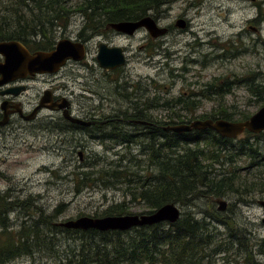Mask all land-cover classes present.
<instances>
[{
	"label": "rangeland",
	"instance_id": "374dc122",
	"mask_svg": "<svg viewBox=\"0 0 264 264\" xmlns=\"http://www.w3.org/2000/svg\"><path fill=\"white\" fill-rule=\"evenodd\" d=\"M148 14L159 26H170L169 30L156 38L143 28L131 35L110 27L91 31L83 28L84 18L79 13H74L64 28L55 26L51 32L53 44L61 38L82 42L84 59L68 60L57 72L27 81L28 88L21 96L24 109L36 103L42 89L50 87L66 95L73 115L92 112L112 119L131 114L135 107L144 108L153 120H166L175 112L199 118L219 106L236 118L259 107L247 93L245 80L264 83V0H166ZM178 18L185 20L184 27L175 26ZM30 40L35 43L39 37ZM100 41L124 48L125 64L113 70L101 69L95 61ZM217 77L230 83L229 92L222 96L207 94L204 84ZM180 95L194 101L186 111L169 106L170 100ZM163 102L168 105H160ZM58 113L41 110L33 121L17 119L0 126V212L6 210L0 216V225L16 230L25 217L52 215L57 208L60 213L52 216L54 226L83 215L105 216L108 207L115 204H120L117 208L122 212L112 215L151 211L138 197L144 181L141 176L151 172L147 155L140 154L143 139L138 137L129 146L123 145L114 132L110 133L111 127L93 129L90 134L91 129H72L55 118L49 119V115ZM111 125L116 132L142 130L123 119ZM262 132H242L228 145L233 159L212 163L215 172L234 168V174L248 175L247 182L257 181L251 194L226 192L221 196L225 210H218L216 203L211 208V203L199 197L188 205L176 204L181 212H190L197 219L204 216L219 248L227 247L232 235L228 251L211 253L212 264H264L263 212L257 203L264 200V166L246 170L247 155L235 154L236 142L242 141L252 145L251 152L257 156L254 162L264 158ZM111 171L116 177L108 176ZM57 238L62 240L63 235L58 233ZM55 250L38 251L33 257L21 255L4 264H56Z\"/></svg>",
	"mask_w": 264,
	"mask_h": 264
},
{
	"label": "trees",
	"instance_id": "16d2710c",
	"mask_svg": "<svg viewBox=\"0 0 264 264\" xmlns=\"http://www.w3.org/2000/svg\"><path fill=\"white\" fill-rule=\"evenodd\" d=\"M165 1L0 0V41L26 42L28 37H39L36 44L45 50L53 44V28H64L74 13L83 16L84 29L101 32L100 27L104 28L110 22L138 19L150 10L157 9ZM245 85L247 93L260 106L264 102V83L256 82V79H246ZM204 87H207V94L222 96L229 92L230 83L217 77L204 84ZM170 103V107L176 106L177 110L186 111L188 105L194 101L180 95L170 100ZM160 105L166 106L168 103L163 102ZM225 108L219 106L201 114L199 119L220 117L226 120H243L251 114L242 112L233 118V112H228ZM143 110L144 108L141 110L135 107L130 113L132 117L145 120L151 125L141 126L142 130L138 133H126L122 129L116 132V127L111 126L110 133L114 132L118 140L127 146L137 141L138 137L143 139L139 143L140 154L147 155L151 172L141 176L144 181L140 185L138 197L152 210L170 202L188 205L192 199L198 197L207 200L213 208L212 204L216 199L226 192L251 194L250 190L256 186L257 181L247 182V174L240 177L234 174V168L231 171L215 172L212 167L214 162L223 164L233 159L234 154L228 146L233 139L221 137L208 129L181 134L163 131V125L184 123L195 117L192 114L183 117L175 112L172 116L168 115L166 120H153ZM187 117L189 118L185 120ZM236 143L235 154L245 153L249 159L246 170L253 166H264L261 164L264 158L254 162L257 156L251 152L252 145L242 141ZM205 161L207 163H203ZM108 176L116 177V173L111 171ZM238 177L244 179L239 180ZM117 207H120V204L109 206L105 214L122 212L121 208ZM58 209L54 210V214L60 213ZM5 211L0 212V216L6 213ZM54 214L39 213L35 218L27 216L16 230L1 224L0 264L21 255L33 257L35 252L50 249H56V264H212L211 253L228 251L233 243V237L230 235L229 240L232 242H229L227 247L219 248L217 242H213V236H210V224L204 221V216L197 219L190 212H180L179 218L173 223L159 222L124 231L69 229L55 224L56 227L52 224ZM58 233L63 235L62 240L57 238ZM61 241L66 247L59 243ZM261 242H264V238ZM51 244L54 247H51Z\"/></svg>",
	"mask_w": 264,
	"mask_h": 264
},
{
	"label": "water",
	"instance_id": "95a60500",
	"mask_svg": "<svg viewBox=\"0 0 264 264\" xmlns=\"http://www.w3.org/2000/svg\"><path fill=\"white\" fill-rule=\"evenodd\" d=\"M175 26L184 27V19L178 18ZM108 26L115 32L131 35L139 28L145 29L148 35L156 38L167 32L166 27L158 26L151 15H145L135 20H119L110 22ZM0 85L8 81L23 77L26 74L54 73L57 72L66 60L81 61L85 56L84 44L68 38L56 40L50 50H37L33 53L17 40L0 41ZM95 61L102 69H113L125 64L126 58L121 46L107 45L104 42L96 44ZM63 117L70 122L87 124L80 119L70 116L66 110V104H59ZM4 122V121H3ZM3 122H0L2 124ZM139 124L147 123L144 120H133ZM211 130L217 135L234 139L243 131L257 134L264 131V102L247 118L243 120H226L220 117L192 119L188 122L177 124H166L162 126L163 131H171L177 134L190 132L192 130ZM217 209L224 210L226 202L216 199ZM263 216L261 222L264 224V200H258ZM180 216V209L175 203H165L148 213H128L118 215H105L102 217L78 216L58 223L59 226L69 229H95L97 231L128 230L132 227L142 225H153L159 222H175Z\"/></svg>",
	"mask_w": 264,
	"mask_h": 264
},
{
	"label": "flooded vegetation",
	"instance_id": "af4514ba",
	"mask_svg": "<svg viewBox=\"0 0 264 264\" xmlns=\"http://www.w3.org/2000/svg\"><path fill=\"white\" fill-rule=\"evenodd\" d=\"M155 22H156V19H155ZM184 23L186 24L185 20H184ZM108 24L106 26L107 28L109 27ZM164 27H166L167 31L170 28V26H164ZM32 38L33 36L28 37V39H26V42L19 41V40L18 41L30 53H33L34 51H37V50H44V49L39 48L38 45L36 44L38 40L35 43H33L32 40H30ZM52 47L53 46H51L49 49H51ZM49 49H45V50H49ZM123 51H124V48H123ZM1 60H2V57L0 56V61ZM113 69H103V70H113ZM47 74H51V73H34L33 75L26 74L23 77L14 78L3 85H0V122L4 121L2 124H0V126H5L9 123L12 124L17 119L24 120V121H33L37 118L41 110L59 111L57 116L49 115L48 116L49 119L55 118L57 121L64 123L67 127L72 128V129H81V130L91 129L92 131H90V134H92V132L95 131L93 129H100L102 127L104 128L105 126L110 128L111 126H113V125L110 126V123H113V122L119 123V121H121L122 119L125 122L132 124L133 126L139 125L141 127L143 125L145 126L151 125L147 121H146L147 123L145 124H139V123L133 122V120H142V119L134 118L132 117L131 114L127 115L125 113L121 114L120 118H115V119H112L110 117L106 118L104 116L97 117V115L95 116V113H92V112L83 113L82 115H73L71 113L70 100L66 97V95L63 92L62 93L55 92L53 87L42 89L40 94L37 95L36 103L32 105L30 108H28V110L24 109V104H23L24 102H22L21 96H22V93L28 88V85L26 82L29 80L36 79L37 77L45 76ZM64 102L66 104V110L70 116L76 117L80 119L81 121L86 122L87 124L73 123V122H70L68 119L64 118L62 109L59 107V104H64ZM140 131H137L136 133ZM81 155H82L81 152H78L79 159H81Z\"/></svg>",
	"mask_w": 264,
	"mask_h": 264
},
{
	"label": "bare ground",
	"instance_id": "6f19581e",
	"mask_svg": "<svg viewBox=\"0 0 264 264\" xmlns=\"http://www.w3.org/2000/svg\"><path fill=\"white\" fill-rule=\"evenodd\" d=\"M115 22V21H114ZM58 223H60V222H57L56 224L58 225Z\"/></svg>",
	"mask_w": 264,
	"mask_h": 264
}]
</instances>
